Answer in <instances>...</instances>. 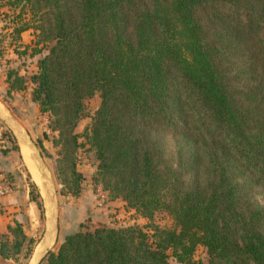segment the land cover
<instances>
[{"label":"trees","instance_id":"trees-1","mask_svg":"<svg viewBox=\"0 0 264 264\" xmlns=\"http://www.w3.org/2000/svg\"><path fill=\"white\" fill-rule=\"evenodd\" d=\"M4 6L14 8L1 13L15 23L32 15L34 26L16 24L12 40L31 29L39 54L33 73L8 69L6 95L31 86L49 114L60 145L57 176L80 193L83 136L97 159L92 183L145 220L92 229L82 222L38 264H171V256L200 264L198 246L207 264H264L257 199L264 195V0H0ZM95 94L99 106L78 134L84 100ZM164 135L174 167L163 160ZM36 195L29 191L42 214ZM159 212L172 225L155 222ZM3 236V258L34 243L19 222Z\"/></svg>","mask_w":264,"mask_h":264},{"label":"rangeland","instance_id":"rangeland-1","mask_svg":"<svg viewBox=\"0 0 264 264\" xmlns=\"http://www.w3.org/2000/svg\"><path fill=\"white\" fill-rule=\"evenodd\" d=\"M8 7L13 8L11 6ZM8 7L0 8V101L9 114L20 122V125L11 128L8 124H5V120L0 119V140H4L3 143H0V149L4 153L12 151L10 154L12 156L11 161L15 164L13 171L7 172L0 168V178L6 177L8 180L5 181L10 186V191L0 193V197L12 193L13 190H19L18 194L24 196L25 190H32L33 195L37 194L42 201L44 200V208L49 217L58 218V215L61 214V221H57L56 243L49 250H54L63 235L70 232L64 226L67 223L73 224L75 222L76 219L72 217V214H76L74 208L77 205L87 206L85 213L82 211L81 215H76L79 219L83 218L82 222L90 229L99 226L143 225L145 220L138 216L134 210L126 209L122 200H110L107 197V193L102 191L100 185L95 186L92 183V175L96 171L97 159L94 151L89 147L83 136L78 138L82 145L76 150V169L83 176L81 190L77 195L67 191V185H63L61 178L57 176L55 171L56 161L60 158V145L54 142L57 132L52 131L49 127V114L39 111L37 103L31 97V86L15 93L11 98L6 95V85H3V81H5L4 78L8 69H15L20 74L33 73L36 70V61L39 56L33 51L36 47L33 44L36 37L32 34L31 29L23 32L18 39L12 40V37L15 36L13 27L16 24L29 19L34 26L32 15L25 11L21 17L22 20L19 19L18 21H21L15 23L12 22V15L4 17L1 13L6 10L11 14L14 8L8 9ZM18 10L19 8L16 9V12ZM47 43L49 44V42ZM42 44L40 43L38 46ZM17 50L26 51L18 53ZM99 103L98 94L84 100V113L74 129L76 133L81 134L84 128L90 125L91 116L98 108ZM162 145L165 164L174 167L175 154L169 135H164ZM28 148H31L33 168H28L24 160L23 152ZM34 166L36 167L35 169ZM31 183H34L35 187H31ZM257 199L264 203V195L257 194ZM31 202L33 203V201ZM66 205L68 208L64 209ZM0 211L7 213L8 209ZM9 214H12V212ZM42 218L43 212L41 214L36 208V222L34 225L33 222L25 224L26 232H24L29 238L34 239V243L35 240L41 241L42 237L47 235V232H45L47 231L45 229V221ZM154 221L165 226L172 225V219L164 212L156 213ZM33 228L37 229L35 237H33ZM29 233L32 235H29ZM3 240H5V237L0 234V243ZM34 243L33 241L29 244L25 242L17 255L9 253L10 256L8 258H3L0 255V264H34L40 254L39 250L35 251V255L33 254ZM43 255L39 256V258L41 259ZM194 259L200 264H207V255L203 247H197L194 252ZM169 260L171 264H180L172 256Z\"/></svg>","mask_w":264,"mask_h":264},{"label":"crops","instance_id":"crops-1","mask_svg":"<svg viewBox=\"0 0 264 264\" xmlns=\"http://www.w3.org/2000/svg\"><path fill=\"white\" fill-rule=\"evenodd\" d=\"M30 74V73H29ZM6 78V75H5ZM4 78V79H5ZM3 85H6L7 83L3 81ZM5 115V116H3ZM10 115V116H8ZM0 119L5 120V124H8L9 127L13 128L14 126L17 127V125H20V122L17 121L15 118L9 114V112L5 109L3 103L0 101ZM8 122V123H7ZM4 140H0V143H3ZM1 147V146H0ZM28 147V146H27ZM30 149V155H32L31 148ZM12 151H8L7 153H4L0 149V168L4 171H13L15 168V164L11 161L12 156L10 155ZM9 153V154H8ZM31 157V156H30ZM22 159V156H21ZM35 159V158H34ZM25 160V158H24ZM23 161V159H22ZM36 167L34 166V169ZM12 191V190H11ZM19 190H13L12 193H8L5 196L0 197V210L8 209V212L2 213L0 211V234L7 233V225H13L15 222H19L24 231H25V224L26 223H32L33 225L36 222V206L34 203L30 201L29 197V190H25V195L21 196L18 194ZM43 208H44V200L42 201ZM22 206V207H21ZM23 208V210H22ZM67 205L64 207V209H67ZM63 210V208H62ZM17 211V213H16ZM82 211H87V206L77 205V207L74 208V212L78 215L82 214ZM12 214H9L11 213ZM83 213V214H84ZM76 214H72L71 216L75 218V222L73 224L67 223L66 226L67 229L71 232L73 230H76L79 228V224L82 223V219H79ZM42 220L45 221V229L47 231V235L45 237H42L41 241L35 240V247L33 254L39 250V256L43 255L46 251L52 248L53 244L56 243L57 239V221H61V214L58 215V218L49 217L46 213V210L44 208L43 211V218ZM88 223V222H87ZM26 232V231H25ZM37 229L33 228V237L36 235ZM68 232V231H67ZM29 235H32L29 233ZM36 251V252H35ZM38 256V258H39ZM37 258V259H38ZM7 260V259H5Z\"/></svg>","mask_w":264,"mask_h":264},{"label":"bare ground","instance_id":"bare-ground-1","mask_svg":"<svg viewBox=\"0 0 264 264\" xmlns=\"http://www.w3.org/2000/svg\"><path fill=\"white\" fill-rule=\"evenodd\" d=\"M27 147V146H26ZM25 148V147H24ZM23 156H24V158H25V161H26V165L28 166V168H33V165L34 164H32L33 162H32V159H31V155H30V149L28 148V149H26L24 152H23ZM32 171H33V169H32ZM35 172V171H34Z\"/></svg>","mask_w":264,"mask_h":264},{"label":"built area","instance_id":"built-area-1","mask_svg":"<svg viewBox=\"0 0 264 264\" xmlns=\"http://www.w3.org/2000/svg\"><path fill=\"white\" fill-rule=\"evenodd\" d=\"M10 191L9 184L3 180V178H0V193H7Z\"/></svg>","mask_w":264,"mask_h":264},{"label":"water","instance_id":"water-1","mask_svg":"<svg viewBox=\"0 0 264 264\" xmlns=\"http://www.w3.org/2000/svg\"><path fill=\"white\" fill-rule=\"evenodd\" d=\"M47 155H48V156H51L50 154H47ZM39 261H40V258L36 259L34 264H38Z\"/></svg>","mask_w":264,"mask_h":264}]
</instances>
